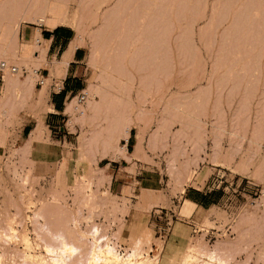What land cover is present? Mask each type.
Listing matches in <instances>:
<instances>
[{
  "label": "rangeland",
  "instance_id": "rangeland-1",
  "mask_svg": "<svg viewBox=\"0 0 264 264\" xmlns=\"http://www.w3.org/2000/svg\"><path fill=\"white\" fill-rule=\"evenodd\" d=\"M78 1L67 4L68 17L55 25L72 28L84 48L86 71L81 79L89 93L84 116L73 115L67 101V121L60 111L44 114L48 109L46 73L56 77L62 74L58 68L52 72L50 64L42 62L44 42L37 44L34 39L17 36V24L11 26V31L9 27L8 35L4 32L6 37L3 35L0 41V60L18 68L17 73L4 71L3 75L28 82V89L17 87L11 103L0 112L6 125L4 150L0 152V264H204L213 255L227 264H264V39L263 43L260 40L264 38V5L257 6L259 0H169V6L165 1L166 6H175L179 11L173 17L161 16L166 6L160 3L159 8L154 0H85L84 5ZM149 1L151 8L158 10L145 16L142 12ZM83 6L92 9L79 23ZM253 6L259 11L247 13ZM245 8L249 11L241 12ZM236 11L249 18L237 17ZM24 12L26 9L19 15L17 32L20 28H47L49 16L43 24L33 13ZM0 21L2 26L4 20ZM106 21L113 28L107 29ZM172 22L179 27L174 29ZM26 47L33 48L27 61L21 58ZM149 54L154 61H148ZM35 68L45 77L41 88L34 85L36 76L31 69ZM124 102L128 105H122ZM3 103L2 97L0 105ZM95 103L102 107V115L90 123L88 106ZM118 106L120 110L129 106V127L136 138V151L144 154L147 150L149 154L143 166L139 163L127 170L154 169L161 174L163 187L166 183L171 192L158 195L162 198L160 206L149 211L158 216L156 210L163 208L157 219V233L148 224L140 229L128 220L130 210L137 205L136 191L108 187L111 169L119 165L110 160L124 154L125 139L121 131L118 140L106 150L97 140L108 121L117 115ZM29 115L38 123L23 143L18 139L17 127ZM42 117L49 126L42 124L44 141L40 136L34 141L31 133L41 127ZM65 131L68 134L63 138ZM188 159L202 162L200 166L226 168L229 180L233 177L241 182L235 192L228 190L227 199L219 191L220 201L201 217L187 219L190 231L187 227L183 234L175 230L174 235L180 239L183 235V241L174 244L166 233L177 218L174 193L179 189V164ZM195 169L196 166L189 169L186 183L200 186L199 178L193 179ZM170 195L172 201H168ZM169 216L171 222L167 220ZM168 221L169 229L164 232ZM227 225L229 231L224 232ZM62 243L74 249L72 255ZM193 247L201 253L194 252Z\"/></svg>",
  "mask_w": 264,
  "mask_h": 264
},
{
  "label": "crops",
  "instance_id": "crops-1",
  "mask_svg": "<svg viewBox=\"0 0 264 264\" xmlns=\"http://www.w3.org/2000/svg\"><path fill=\"white\" fill-rule=\"evenodd\" d=\"M37 32L41 41L46 42L42 55L44 56V60L50 64L52 72L56 68L55 62L57 63L61 61L68 53V60L65 64L66 67L62 70L60 77L49 74V71L46 73L48 83L46 84L44 92H47L48 109L44 114L57 113L61 110L63 101L82 86L81 76L86 71V66L83 64L85 52L82 45L73 47L74 50L72 49L69 52L72 40L75 38V33L72 28L66 25L58 24L50 29L41 27H33L30 29L20 28L18 35L25 40H33L37 35ZM43 42H41L42 45ZM3 74L4 73L0 74V101L3 97L4 103L2 106L0 105V112L5 104L9 105L8 103H11L10 100L14 96L15 89L20 86L19 80L16 81ZM10 79H12V81H10ZM15 81L19 86L15 84ZM55 82L62 83L63 89L59 93H54L51 89V85ZM12 83L14 85L13 87H11ZM39 121L41 123L40 141H44L42 138V129L44 125L43 123L47 121L46 119L44 120V117ZM50 122L53 121L51 120ZM37 123L38 120L32 118L31 115H29V118H25L20 126L17 127L18 139H22L24 143L28 139L30 131ZM45 126L48 127V123H45ZM5 128V122L0 118V152H3L4 150ZM131 131L132 128L129 129L128 139L124 144V154L119 156L117 160H110V162H119V165H113L108 187L110 190H117L119 188L121 191L122 187H124L122 191L127 190L128 188L130 191H136L138 196L137 205L130 210L128 220H132L133 223L138 224L140 229L142 226L146 228L148 224V227L152 232L157 233L160 228V221L158 220L161 217L153 215L149 213V211L154 206H160L158 203L162 198L158 195L166 196L167 194H171V192L167 190L166 183L165 187H163V178L156 170L142 169L139 172H131L129 169L127 170V168L132 166L135 168L139 163H141L140 166H143V164L149 159L147 150L144 154L136 151V138L134 135H131ZM134 152L135 154H133ZM137 156H140L141 159H138ZM110 162L107 163L108 166L111 164ZM201 163L202 162L197 160L188 159L181 161L179 164V174L176 178V187H179V189L174 193L177 198V218L175 217L174 221H172L170 229L166 233V238L174 244H179L183 241V235L181 239L174 235L175 230H180L183 234L185 231L184 228L187 227L188 231H190L187 219H198L210 208V206L215 205L220 201L221 194L219 191H209L207 189L208 178L216 168L209 164L200 166L199 164ZM194 165L196 166V169L193 179L196 180V178H199L200 181L197 182V184L199 183L200 186H193L186 183L188 171L191 167L194 168ZM142 181L145 183L142 184ZM150 195L156 196V198L151 199L149 197ZM164 201H166V198H164ZM168 201H172L171 195L168 197ZM150 219L151 223H148Z\"/></svg>",
  "mask_w": 264,
  "mask_h": 264
},
{
  "label": "bare ground",
  "instance_id": "bare-ground-1",
  "mask_svg": "<svg viewBox=\"0 0 264 264\" xmlns=\"http://www.w3.org/2000/svg\"><path fill=\"white\" fill-rule=\"evenodd\" d=\"M76 1H78V0H0V19H2V22H3V20H4V24L2 25V26H0V41L2 42V38L5 36V34H7L8 32H6V30L8 31V29H9V27H10V31H11V26H13V25H15V24H17L16 25V28H15V32L16 33H18L17 32V29H18V25H19V23L17 22V21H19V15H20V13L23 11V9L25 10L26 9V12L28 13V12H31V13H33L36 17H39L40 19H39V22H41V23H43L44 24V22H45V20L47 19V16H49V19L45 22V26L47 27V28H52V27H55L56 25V23H58V22H61V21H65L66 20V18L68 17V8H67V4L69 3V2H76ZM81 2H83V1H85V0H80ZM92 1V0H91ZM93 1H95V0H93ZM132 1H134V0H132ZM144 1V0H143ZM145 1H148V0H145ZM153 1V0H152ZM165 1H167V3L165 2ZM173 1V0H172ZM226 1V0H225ZM253 1V0H252ZM118 2V1H117ZM123 2V1H122ZM128 2L130 3V1L128 0ZM127 2V3H128ZM134 2H136V0L134 1ZM140 2V1H139ZM166 3V4H168L169 5V0H154L153 1V3L154 4H157V5H159V8H160V3ZM259 4L257 5V6H263L264 5V0H259ZM78 3H79V1H78ZM77 3V4H78ZM133 3V2H132ZM147 3V2H146ZM146 3H144V4H146ZM148 3H152V2H148ZM148 3H147V7H148ZM159 3V4H158ZM164 3V4H165ZM171 4H172V2H170ZM195 3H196V0H195ZM75 4V3H74ZM85 3L83 2V4L82 5H84ZM149 4V5H150ZM163 4V5H164ZM166 4H165V6H166ZM181 4V3H180ZM184 4V3H183ZM257 4V3H256ZM91 5V4H90ZM133 5H134V3H133ZM156 5V7L158 8V6ZM168 5L166 6V8H164L165 6H162L165 10L163 11V13L164 14H160L161 16L163 15H167V14H170V15H173V17H175V14L176 15H178L179 14V11L178 10H176V8H175V6H174V8H172V6L171 7H168ZM253 5H255V4H253ZM85 6H88V5H85ZM85 6H83L80 10H81V14H79V23H81L82 22V20H83V18H85V16H87L88 15V13H89V9H92V7H85ZM126 6V5H125ZM127 6H129V5H127ZM142 6V5H141ZM151 6H152V4L147 8L146 7V11L144 10V13L142 12V14H146V15H148V14H150L151 16H152V14L150 13L153 9L154 10H158V9H155V8H151ZM170 6V5H169ZM228 6H230V5H228ZM120 7H121V5H120ZM135 7H136V5H135ZM137 7H138V5H137ZM161 7V8H162ZM180 7V6H179ZM197 7V6H196ZM247 7H249V6H247ZM256 7V6H255ZM254 6H253V8H250V11L249 10H246V8H245V11H241V12H243V13H245L246 11H249V12H247V13H251L252 14V12L254 11H259L258 9H259V7H257V8H255ZM117 8V7H116ZM122 8V7H121ZM124 8V7H123ZM127 7H125V9H126ZM195 8V7H194ZM124 9V10H125ZM138 9V8H137ZM182 9V8H181ZM184 9V8H183ZM115 10V9H114ZM119 10V9H118ZM117 9L115 10V11H118ZM130 10V9H129ZM193 10V9H192ZM243 10H244V8H243ZM120 11V10H119ZM165 11H167V12H165ZM26 12H24V13H26ZM69 12H70V10H69ZM108 12H110V11H108ZM121 12V11H120ZM122 12H123V10H122ZM153 12H155V11H153ZM225 12V11H224ZM237 12V14H238V11H236ZM72 13V12H71ZM113 13H115L114 11H113ZM117 13V12H116ZM119 13V12H118ZM192 13V12H191ZM243 13H241V14H243ZM111 14H112V11H111ZM110 14V15H111ZM156 14H157V12H156ZM156 14H154L153 16H156ZM237 14H236V16H237ZM78 14H76V15H74L73 16V19L75 20V18H76V16H77ZM110 15H108V16H110ZM113 15V14H112ZM118 15V14H117ZM133 15H134V13H133ZM145 15V16H146ZM181 15V14H180ZM239 15V14H238ZM244 15V14H243ZM237 16V17H244V18H249V16H247L246 17V15L245 16ZM21 16V15H20ZM105 16V15H104ZM107 16V19L109 18ZM116 16V15H115ZM123 16V15H122ZM131 16V15H130ZM188 16V15H187ZM222 16V18H224V16H225V14H224V16L223 15H221ZM30 17V16H29ZM111 17V16H110ZM120 17V16H119ZM129 17V16H128ZM136 17V16H135ZM135 17H134V19H135ZM157 17H158V15H157ZM157 17H154V18H156L157 19ZM219 17V16H218ZM226 17H228V15L226 16ZM225 17V18H226ZM129 18H131V17H129ZM138 18H139V16H138ZM153 18V17H152ZM160 18V17H159ZM178 18V17H177ZM220 18V17H219ZM218 18V19H219ZM254 18V17H253ZM253 18H252V21H253ZM261 18H263V17H261ZM27 19H29V18H27ZM104 19V18H103ZM112 19H114V15H113V18ZM112 19H111V22H112ZM127 19V18H126ZM133 19V18H132ZM180 19V18H179ZM227 19V18H226ZM256 19H258V18H256ZM117 20V19H116ZM146 21H147V19H145ZM37 21H38V19H37ZM104 21H105V19H104ZM123 21V20H122ZM136 21H137V19H136ZM162 21H163V19H162ZM170 21H171V19H170ZM180 21H181V19H180ZM180 21H179V23H180ZM187 21H188V19H187ZM190 21H192V22H194L195 21V19H190ZM222 21H224V19H222ZM262 21H264V19H262ZM102 22V21H101ZM118 22V21H117ZM151 22V21H150ZM191 22V24H193ZM215 22V21H214ZM232 22H234V21H232ZM254 22V21H253ZM0 23H1V21H0ZM106 23H107V21H106ZM113 23H114V21H113ZM147 23V22H146ZM166 23H168L167 21H166ZM173 24H174V29H177L179 26L176 24V22H172ZM241 23H243V22H241ZM245 23V22H244ZM247 23V22H246ZM257 24H258V22H256ZM259 23H260V19H259ZM112 24V23H111ZM126 24V23H125ZM151 24H152V22H151ZM187 24H188V22H187ZM190 24V25H191ZM233 24H236V23H233ZM256 24V25H257ZM1 25V24H0ZM107 25H109L108 26V28L106 27V25H104L105 26V28H107V29H109V28H111L110 27V22H109V24L107 23ZM112 25H114V24H112ZM159 25V24H158ZM215 25V24H214ZM254 25H255V22H254ZM254 25H252L253 27H254ZM262 25V24H261ZM116 26V25H115ZM162 26V25H161ZM166 26V25H165ZM220 26V25H219ZM232 26V24L230 25V27ZM239 26V25H238ZM8 27V28H7ZM127 27H128V25H127ZM145 26H143L142 28H144ZM148 27V26H147ZM168 27H170V25L168 26ZM218 27V26H217ZM229 27V28H230ZM250 27H251V24H250ZM252 27V28H253ZM113 28V27H112ZM156 28V27H155ZM186 28V27H185ZM228 28V29H229ZM147 29V28H146ZM171 29V28H170ZM188 29V28H187ZM189 29H191V28H189ZM238 29H239V27H238ZM251 29V28H250ZM250 29L248 30V31H246L245 32V34H247V32H249L250 31ZM5 30V31H4ZM117 30V29H116ZM127 30V29H126ZM148 30V29H147ZM154 30V29H153ZM214 30V29H213ZM235 30H237V29H235ZM9 31V32H10ZM106 31V30H105ZM123 31V30H122ZM152 31V30H151ZM159 30H157V32H158ZM173 31V30H172ZM233 31V30H232ZM260 31H262V30H260ZM4 32H5V34H4ZM114 32V31H113ZM121 32V31H120ZM135 32V31H134ZM183 32V31H182ZM185 32V31H184ZM15 33V34H16ZM115 33V32H114ZM117 33V32H116ZM140 33V32H139ZM143 33V32H142ZM164 33V32H163ZM257 33V32H256ZM258 33H260L259 35H261L262 34V32H259L258 31ZM125 34V33H124ZM160 34H161V32H160ZM254 34V33H253ZM4 35V36H3ZM8 35V34H7ZM17 36H18V34H16ZM177 35H178V33H177ZM186 35V34H185ZM226 35V34H225ZM224 35V36H225ZM227 35H228V33H227ZM235 35V34H234ZM258 35V37H260ZM157 36H158V34H157ZM245 36V35H244ZM244 36H243V38H244ZM6 37V36H5ZM164 37V36H163ZM183 37V36H182ZM233 37V36H232ZM254 37V36H253ZM262 37V36H261ZM158 38V37H157ZM177 38V37H176ZM180 38V37H179ZM229 38V37H228ZM5 39V38H4ZM148 39V38H147ZM224 39V38H223ZM239 39V38H238ZM242 39V38H241ZM258 39V38H257ZM262 39V40H261ZM263 37L262 38H260V40H261V43H263L262 41H263ZM125 40V39H124ZM165 40V39H164ZM178 40V39H177ZM176 40V41H177ZM186 40V39H185ZM191 40V39H190ZM243 40V39H242ZM252 40V39H251ZM255 40V39H254ZM259 40V39H258ZM4 41H6V40H4ZM37 41H39L37 44H40L41 43V39L39 40L38 38H37ZM120 41V40H119ZM176 41H174V42H176ZM179 41V40H178ZM245 41V40H244ZM43 42V41H42ZM123 42V41H122ZM134 42V41H133ZM146 42V41H145ZM149 42V41H148ZM151 42V41H150ZM162 42V41H161ZM185 42V41H184ZM191 42H192V40H191ZM225 42V41H224ZM227 42V41H226ZM17 43V42H16ZM35 43V42H34ZM79 43H80V41H79V39L78 38H74L73 40H72V43H71V45H70V49H69V52L73 49V47H75V46H78L79 45ZM189 43V42H188ZM233 43V42H232ZM252 43H254V42H252ZM44 44L46 45V42H44ZM160 44V43H159ZM165 44V43H164ZM169 44V43H168ZM221 44V43H220ZM229 44V43H228ZM227 44V45H228ZM234 44V43H233ZM250 44V43H249ZM16 45V44H15ZM33 45V44H32ZM31 45V46H32ZM149 45V44H148ZM152 45V44H151ZM154 45V44H153ZM181 45V44H180ZM225 45L226 44H224L223 46L225 47ZM230 46H233L232 44H229ZM228 45V46H229ZM237 45V44H236ZM252 45V44H251ZM11 46V45H10ZM34 46V45H33ZM32 46V47H33ZM178 46V45H177ZM183 46H185L184 45V43H183ZM187 46V45H186ZM222 46V47H223ZM227 46V47H228ZM1 47V46H0ZM31 47V48H32ZM148 48H149V46H147ZM156 47H157V45H156ZM169 47V46H168ZM236 47V46H235ZM242 47V46H241ZM254 47V46H253ZM31 48H29V47H26V49L24 50V54L22 55L23 57H21V58H24L26 61L28 60V58H29V55H30V52L32 51V49ZM154 49H155V47H153ZM161 48H162V45H161ZM164 48V47H163ZM43 49H45V46H44V48ZM153 49V50H154ZM159 49V48H158ZM158 49H157V52H158ZM187 49H188V47H187ZM189 49H191V48H189ZM193 49V48H192ZM232 49H233V47H232ZM74 50V49H73ZM178 50V49H177ZM229 50V49H228ZM238 50V49H237ZM150 51V50H149ZM165 51H166V49H165ZM180 51V50H179ZM1 52V51H0ZM33 52V51H32ZM163 52V51H162ZM2 53H4V52H2ZM1 53V54H2ZM21 53H22V51H21ZM144 53H145V51H144ZM253 53V52H252ZM156 54V53H155ZM5 55V54H4ZM225 56V55H224ZM1 57H2V55H1ZM151 57H152V59H153V56L151 55V54H149V57H148V61L150 62V61H154V60H150L151 59ZM165 57V56H164ZM229 57V56H228ZM243 57V56H242ZM144 58V57H143ZM22 60V59H21ZM67 60H68V53L64 56V58L61 60V61H59V62H55V67L56 68H58L59 70H64V68L66 67L65 66V64H66V62H67ZM145 60H146V58H145ZM24 61V60H23ZM142 61H144V60H142ZM157 61V60H156ZM160 61V60H159ZM42 62L43 63H46L45 62V60H44V58L42 57ZM141 62V61H140ZM166 62V61H165ZM134 63V62H133ZM159 63V62H158ZM143 64V63H142ZM141 64V65H142ZM145 64H146V62H145ZM163 64V63H162ZM165 64V63H164ZM163 64V65H164ZM167 65V64H166ZM165 66V65H164ZM149 67V66H148ZM157 67V66H156ZM145 68V67H144ZM162 68V67H161ZM118 70V69H117ZM156 70V69H155ZM119 71V70H118ZM138 71V70H137ZM140 72H141V70H140ZM153 72V71H152ZM163 72V71H162ZM182 72V71H181ZM17 73V72H16ZM117 73V75H118V72H116ZM123 73V72H122ZM122 73H120L121 75H122ZM128 74V73H127ZM153 74V73H152ZM164 74H165V72H164ZM226 74V73H225ZM167 75V74H166ZM11 76V75H10ZM9 76V78H13L14 76H12V77H10ZM234 76V75H233ZM110 77V76H109ZM119 77H121V76H119ZM121 78H124V77H121ZM142 78H145V77H142ZM150 78H152V76L150 77ZM170 78V77H169ZM147 79H145V81H146ZM10 81H12V79H10ZM126 81V80H125ZM144 81V82H145ZM7 82H8V80H7ZM143 82V81H142ZM151 82H152V80H151ZM13 83H14V81H13ZM13 83H12V85H11V87H13L14 85H13ZM17 82L15 81V84H16ZM28 82H27V80L26 81H24V82H22V83H20V86H19V84H16V85H18L21 89H23V91L25 90L26 91V89H28L27 88V86H28V84H27ZM125 83V82H124ZM141 83V82H140ZM149 83V82H148ZM155 83V82H154ZM157 83V82H156ZM120 84V83H119ZM129 84V83H128ZM146 84H147V82H146ZM124 85V84H123ZM120 86V85H119ZM147 86V85H146ZM144 88H145V86H144ZM146 89V88H145ZM23 91H21V92H23ZM139 91H140V89H139ZM147 91V90H146ZM149 91V90H148ZM148 93V92H147ZM31 94H32V92H31ZM29 96H31L30 94L28 95V97ZM127 99H128V96H127ZM87 101L88 100H86V102H85V105H86V103H87ZM128 102H129V99H128ZM6 105V104H5ZM122 105H125V102H124V104L122 103ZM122 105H120V106H122ZM126 105H128V103H126ZM125 105V106H126ZM70 106V105H69ZM125 106H123V107H125ZM129 106H127L125 109H122V110H120L121 109V107L119 108V106H118V108H115L116 110L118 109V112H117V115H116V113H114V115H116L115 117H114V119L112 120L111 118H108V119H111L110 121H108V123H107V126H106V128H105V130L99 135V140H97V142L99 143V146L101 145L103 148H104V150H106V149H108V148H110V146L112 145V143L115 141V140H118L117 139V137H118V135H119V133L122 131L123 132V136H124V139L125 140H127V137H128V132H129V120H128V110H127V108H128ZM102 107H100V105L99 104H89V106H88V112H90V114H89V120H87V122L89 121L90 123H91V121H93L94 119H96V118H98L100 115H102V109H101ZM101 109V110H100ZM115 109H114V111H115ZM68 110H70V107H68ZM84 110V109H83ZM119 110H120V112H119ZM104 111V110H103ZM183 112V111H182ZM84 113H85V111H83V116H84ZM113 113V112H112ZM105 117L104 118H106V115H104ZM172 116V115H171ZM111 117V116H110ZM194 117V116H193ZM196 118V117H195ZM86 119V118H85ZM107 119V120H108ZM83 120V119H82ZM107 120H106V122H107ZM163 121H164V119H163ZM200 122V121H199ZM180 123V122H179ZM164 125V124H163ZM163 125H161V129H162V126ZM164 127V126H163ZM220 128V127H219ZM101 131V130H100ZM40 132H41V127L40 126H38L31 134H32V139L34 140V141H36V140H39V136H40ZM122 132H121V134H122ZM157 134V133H156ZM164 134V133H163ZM235 134V133H234ZM95 135V134H94ZM94 135H93V137H94ZM155 135V134H154ZM153 135V136H154ZM232 135H233V133H232ZM231 135V136H232ZM155 136H157V135H155ZM234 136H236V135H234ZM92 137V138H93ZM97 137H98V135H97ZM165 137V136H164ZM152 139H154V138H152ZM158 139V138H157ZM165 140V139H164ZM153 141V140H152ZM158 141V140H157ZM90 143H92V142H90ZM94 143V142H93ZM153 143V142H152ZM250 143V142H249ZM85 144V143H84ZM156 144V143H155ZM89 145V144H88ZM86 146V145H85ZM88 147V146H87ZM84 148V147H83ZM86 148V147H85ZM125 148V147H124ZM104 150L102 149V151L104 152ZM123 151V150H122ZM121 152V151H120ZM116 154H118V153H116ZM114 155V154H113ZM116 156V155H115ZM114 159V158H113ZM245 217V216H244ZM64 243V242H63ZM63 243H62V246H63V248L64 249H66V251H69L70 252V254L72 255V252H74V249H72L71 247H68V246H66V245H63ZM47 248V247H46ZM192 249H194L193 251L194 252H200L201 250L200 249H198V248H196V247H193ZM51 250V249H50ZM190 250V249H189ZM200 250V251H199ZM62 251H63V249H62ZM192 251V252H193ZM69 252H66V253H68V255H69ZM193 252V253H194ZM191 253V252H190ZM192 253V254H193ZM201 253V252H200ZM199 253V254H200ZM204 253H205V251H204ZM204 253H202V254H204ZM208 253V252H207ZM114 255V254H113ZM196 255V254H195ZM206 255V254H205ZM205 255H203V256H205ZM136 256V255H135ZM191 256V255H190ZM211 255H209L208 257H210ZM213 256H215V255H213ZM212 256V258L209 260L208 259V261L209 262H206V263H204V264H224L225 263V261H223V258H221L222 260L221 261H218V260H220V258L218 259V260H215L214 259V257ZM130 257H131V255H130ZM187 257V256H186ZM192 258L194 257V256H191ZM206 257H207V255H206ZM116 258V257H115ZM133 258V257H132ZM189 258V257H188ZM191 258V259H192ZM217 258V257H216ZM62 259V258H61ZM187 259V258H186ZM64 260V259H63ZM130 260H131V258H130ZM207 260V259H206ZM227 260V259H226ZM103 261V260H102ZM184 261V260H183ZM64 263H65V261H63ZM59 263V262H58ZM61 264V263H60ZM225 264H227V263H225Z\"/></svg>",
  "mask_w": 264,
  "mask_h": 264
},
{
  "label": "built area",
  "instance_id": "built-area-1",
  "mask_svg": "<svg viewBox=\"0 0 264 264\" xmlns=\"http://www.w3.org/2000/svg\"><path fill=\"white\" fill-rule=\"evenodd\" d=\"M38 37H34L35 42H39L37 41ZM40 38V37H39ZM4 71L8 72V73H16L18 71V68L11 64L8 63L6 60H0V74H2ZM21 72H24V70L22 69ZM32 74H34L36 76V80H35V84L38 86H41L42 84H44V80L45 77L41 74V72L35 68V69H31ZM51 89L54 93H59L60 91H62L63 86L61 82H55L51 85ZM89 97V93L88 90L86 89V87L81 86L80 88H78L77 90H75L65 101H67L70 104V110L71 113L73 115L76 116H81L83 114V109H84V105L85 102L87 100V98ZM65 101H63V106H62V110H60V115L66 117V121L68 119V117L70 116L69 113L64 112V103ZM53 128H55L57 131L60 130L59 126H52ZM65 133L68 134L67 131L63 132L62 137H65ZM128 139V138H127ZM127 140H124V142H126ZM230 177H227L226 174V168H218L215 169L214 171H212V173L210 174L209 178H208V184H207V189L209 191L214 190V189H218V191L222 192L223 194H226L225 197L226 199L228 198V190L235 192L236 189L239 187V184L241 182V179H238V181L233 180V177H231V180H229ZM253 184V183H251ZM233 186V188H232ZM254 193V192H253ZM255 194V193H254ZM222 195V194H221ZM253 201V200H250ZM162 209L163 208H159L156 210V214H158V216L161 215L162 213ZM171 216H169V218L167 220H171L170 218ZM166 222V227L165 230H163L164 232H166L169 229L170 226V222ZM192 231H194L192 229ZM229 231V226L227 225L224 228V232ZM160 233V232H159ZM159 236H161L159 234Z\"/></svg>",
  "mask_w": 264,
  "mask_h": 264
},
{
  "label": "trees",
  "instance_id": "trees-1",
  "mask_svg": "<svg viewBox=\"0 0 264 264\" xmlns=\"http://www.w3.org/2000/svg\"><path fill=\"white\" fill-rule=\"evenodd\" d=\"M61 92V91H60Z\"/></svg>",
  "mask_w": 264,
  "mask_h": 264
}]
</instances>
